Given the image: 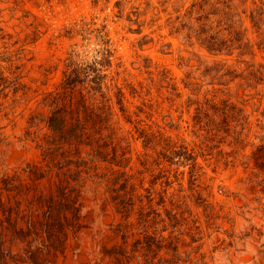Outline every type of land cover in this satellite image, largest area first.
<instances>
[{
    "label": "rangeland",
    "instance_id": "374dc122",
    "mask_svg": "<svg viewBox=\"0 0 264 264\" xmlns=\"http://www.w3.org/2000/svg\"><path fill=\"white\" fill-rule=\"evenodd\" d=\"M105 48L110 95L122 89L133 122L193 156L170 164L122 119L127 171L154 189L164 244L179 238V264H264V172L253 158L264 141V0H0V173L38 161L28 121L47 112L41 102L69 55L90 62ZM145 152L159 163L152 176L139 173ZM85 212L89 227L66 264H110L100 251L115 243L105 237L112 212L91 202Z\"/></svg>",
    "mask_w": 264,
    "mask_h": 264
},
{
    "label": "trees",
    "instance_id": "16d2710c",
    "mask_svg": "<svg viewBox=\"0 0 264 264\" xmlns=\"http://www.w3.org/2000/svg\"><path fill=\"white\" fill-rule=\"evenodd\" d=\"M101 56L88 62L73 52L69 55L62 81L41 102L47 112L33 114L28 121L25 140L34 144L38 161L0 173V264H66L77 249L79 234L89 227L88 202L99 204L105 215L112 212L113 223L105 237L115 243L101 248L103 260L110 264H179L174 244L179 238L170 235L172 242L168 247L164 244L162 233L167 226L164 219L158 220L162 215L155 209L154 189H143L127 171L132 156L120 135L122 119L133 125L147 151L161 147L159 158L170 164L179 165L174 161L177 157L188 161L193 156L183 147L178 154L170 139L131 120L122 89L113 86L116 93L110 95L106 71L112 53L105 48ZM206 105L207 101L199 104L195 126L202 123ZM262 142L253 157L260 172H264ZM150 159L147 152L140 159L141 176H152L151 165H159L157 159L152 163ZM167 215L173 222L171 234L178 233V214ZM142 249L145 259L139 256ZM163 249L172 253L171 258L155 261Z\"/></svg>",
    "mask_w": 264,
    "mask_h": 264
}]
</instances>
